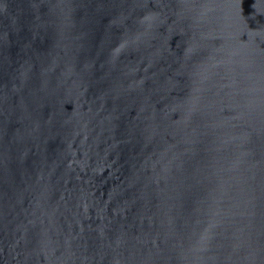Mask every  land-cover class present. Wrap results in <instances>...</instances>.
I'll return each instance as SVG.
<instances>
[{"label":"water","instance_id":"95a60500","mask_svg":"<svg viewBox=\"0 0 264 264\" xmlns=\"http://www.w3.org/2000/svg\"><path fill=\"white\" fill-rule=\"evenodd\" d=\"M0 264H264V0H0Z\"/></svg>","mask_w":264,"mask_h":264}]
</instances>
